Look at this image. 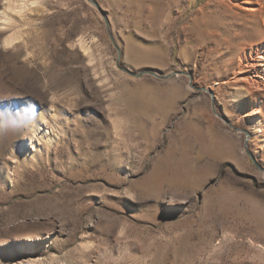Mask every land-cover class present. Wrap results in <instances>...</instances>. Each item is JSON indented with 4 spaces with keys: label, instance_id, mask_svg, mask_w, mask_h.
Returning <instances> with one entry per match:
<instances>
[{
    "label": "rangeland",
    "instance_id": "obj_1",
    "mask_svg": "<svg viewBox=\"0 0 264 264\" xmlns=\"http://www.w3.org/2000/svg\"><path fill=\"white\" fill-rule=\"evenodd\" d=\"M250 1L0 0V264H264Z\"/></svg>",
    "mask_w": 264,
    "mask_h": 264
},
{
    "label": "bare ground",
    "instance_id": "obj_2",
    "mask_svg": "<svg viewBox=\"0 0 264 264\" xmlns=\"http://www.w3.org/2000/svg\"><path fill=\"white\" fill-rule=\"evenodd\" d=\"M260 0H251L249 4L243 5L248 13L259 18V26L264 25V10L259 6ZM245 47V46H244ZM236 70L233 81L236 85H241L242 94L247 96V100L252 101L254 96H263L250 111L248 115L252 118L253 129L259 133L260 124L264 122V44L263 47L242 48L236 59ZM261 113V116H260Z\"/></svg>",
    "mask_w": 264,
    "mask_h": 264
}]
</instances>
